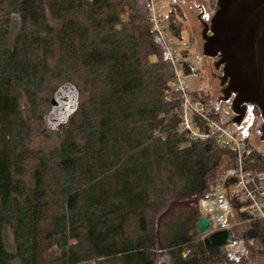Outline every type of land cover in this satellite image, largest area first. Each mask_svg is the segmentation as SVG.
Here are the masks:
<instances>
[{
	"label": "trees",
	"instance_id": "obj_1",
	"mask_svg": "<svg viewBox=\"0 0 264 264\" xmlns=\"http://www.w3.org/2000/svg\"><path fill=\"white\" fill-rule=\"evenodd\" d=\"M64 85L79 107L50 129ZM181 113L149 0H0V264H227L196 226L236 155L179 133ZM242 238L264 264L262 223Z\"/></svg>",
	"mask_w": 264,
	"mask_h": 264
},
{
	"label": "water",
	"instance_id": "obj_2",
	"mask_svg": "<svg viewBox=\"0 0 264 264\" xmlns=\"http://www.w3.org/2000/svg\"><path fill=\"white\" fill-rule=\"evenodd\" d=\"M202 25L203 55L213 59L215 70L222 74L217 77L221 96L216 106L222 101L230 103L233 117L228 125L246 135L254 122L253 111H257L263 121L260 140L264 142V0H217L210 23ZM51 106L46 122L50 129H56L77 111L79 93L64 85L55 93ZM213 223L212 217L202 213L196 229L207 250L219 253L230 264L233 258L224 246L235 242V233L232 229L212 232ZM254 237L250 231L249 238Z\"/></svg>",
	"mask_w": 264,
	"mask_h": 264
},
{
	"label": "built area",
	"instance_id": "obj_3",
	"mask_svg": "<svg viewBox=\"0 0 264 264\" xmlns=\"http://www.w3.org/2000/svg\"><path fill=\"white\" fill-rule=\"evenodd\" d=\"M149 11L150 22L166 49L169 62L173 68L177 88L182 94L179 133L185 134L191 141L214 140L218 145L230 148L236 155L235 166L225 172L222 184L218 185L217 188L208 194L206 199L201 201V208L215 222L211 206L215 207L218 199L224 201L227 206L226 221L216 224L223 225L220 230H233L237 224L228 227L226 224L229 219L234 218L231 202L238 200L243 204L242 211L249 215V218L244 223L260 221L264 227V169L257 168L260 160L256 156V152H260L253 148L249 135L242 133L234 126L226 124L219 118L218 108H215L214 104H212V108L210 101L200 92L203 90V86L200 88V95L191 94L188 85L181 76L182 69L185 70L188 67L190 74H193L198 79L201 78V75L196 70L197 67L192 65L189 59V44H180L169 35L170 33L166 27L169 19L163 16L162 8H158L156 0H149ZM176 33L173 31V34ZM227 186L229 188L228 195ZM214 195L215 198H213ZM218 230L212 229V232ZM224 249L232 258L247 255L245 241L242 239L235 238V242L226 244Z\"/></svg>",
	"mask_w": 264,
	"mask_h": 264
},
{
	"label": "rangeland",
	"instance_id": "obj_4",
	"mask_svg": "<svg viewBox=\"0 0 264 264\" xmlns=\"http://www.w3.org/2000/svg\"><path fill=\"white\" fill-rule=\"evenodd\" d=\"M216 1L217 0H156L158 8H162V14L166 18L168 17L169 22L166 24V27L169 31V35L174 38L175 41L182 44H189V59L192 62V65L197 67V71L201 75V78L198 79L196 76L190 73H185L182 69L181 76L184 82L188 85L189 90L192 95H197L200 92L210 101L211 107L215 105V108L219 110V118L225 122L226 124L229 123L230 118L232 117V111L230 106L227 104H222L220 107L216 106L217 99L221 96V88H220V81L217 79L218 76L222 75L220 72L216 71L214 68V60L207 58L203 55V39H202V27L197 19L198 15L202 13V10L205 13L204 17H208L206 19L208 23H210V18L216 11ZM202 8V10H200ZM175 12L176 19L171 21L170 14L171 11ZM180 22L181 30L175 29V31H179L176 34H173L172 31V24L177 25V22ZM179 25V23H178ZM201 86H203V90L200 91ZM200 91V92H199ZM200 95V94H199ZM222 107V108H221ZM46 113L50 111V105L45 109ZM37 112V111H35ZM45 113V114H46ZM38 114V113H37ZM36 114V115H37ZM47 115V114H46ZM263 124V121L259 116H257L254 120L253 126L249 129L250 138L252 141L253 148L262 153L264 155V142L260 140V129ZM34 128L37 130L36 136L30 143L34 148H44L48 149L51 145L55 144L58 140V132H44V128L38 127V124L34 125ZM223 178L219 179L215 184L212 185L211 191L218 187V185L222 184ZM227 195L229 194V188L226 187ZM200 215L205 213L199 204ZM208 214V213H205ZM209 215V214H208ZM233 216L227 222L228 226L236 225V237L237 239H242L245 241V247L247 249V255L244 256L246 262L242 261V258L235 257L231 261V264H261L258 259H252L250 250L247 248V239L242 238L244 232L250 230L251 223H244L237 217L235 210L233 208ZM215 219V218H214ZM226 221V220H225ZM260 222V221H258ZM213 223V229H221L223 225H217L219 223ZM262 223V222H261ZM263 226V224H262ZM264 230V227H263ZM199 233V232H198ZM200 240L203 241V236L199 233ZM254 241V240H250Z\"/></svg>",
	"mask_w": 264,
	"mask_h": 264
},
{
	"label": "bare ground",
	"instance_id": "obj_5",
	"mask_svg": "<svg viewBox=\"0 0 264 264\" xmlns=\"http://www.w3.org/2000/svg\"><path fill=\"white\" fill-rule=\"evenodd\" d=\"M220 192V190H219ZM211 212L214 215L215 222L223 223L226 220L227 206L224 201L218 199L215 207L211 206Z\"/></svg>",
	"mask_w": 264,
	"mask_h": 264
},
{
	"label": "flooded vegetation",
	"instance_id": "obj_6",
	"mask_svg": "<svg viewBox=\"0 0 264 264\" xmlns=\"http://www.w3.org/2000/svg\"><path fill=\"white\" fill-rule=\"evenodd\" d=\"M200 10H202V8H200ZM204 11L202 10V13L200 14V16H201V18H199V15H198V17H197V19H198V21H199V23H200V25H201V27H202V32H203V29H204V27H203V25H202V22H206V23H208L207 21H206V19H209L207 16L206 17H204L205 16V13H203ZM213 16V15H212ZM212 18V17H211ZM211 18H210V21H211ZM200 19V20H199ZM222 104H227L228 106H230V103H226V102H221L220 104H219V106L218 107H220ZM222 108V107H221ZM231 108V107H230ZM253 114H254V117L256 118L257 116H259V114H258V112L257 111H253ZM233 117V116H232ZM231 117V118H232ZM260 117V116H259ZM230 118V119H231ZM255 118H254V120H255ZM254 123V122H253ZM253 126V125H252ZM249 131V130H248ZM249 133V132H248ZM251 134V133H250ZM250 134H249V136H250Z\"/></svg>",
	"mask_w": 264,
	"mask_h": 264
}]
</instances>
